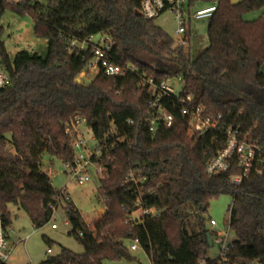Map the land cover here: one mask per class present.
Returning a JSON list of instances; mask_svg holds the SVG:
<instances>
[{"label": "trees", "instance_id": "16d2710c", "mask_svg": "<svg viewBox=\"0 0 264 264\" xmlns=\"http://www.w3.org/2000/svg\"><path fill=\"white\" fill-rule=\"evenodd\" d=\"M142 1L0 0V18L7 7L27 12L35 34L48 41L46 55L22 49L12 56L0 24V60L10 78L0 87L1 226L10 239L11 206L23 209L36 228L51 221L50 206L62 189L44 170V158L72 160L77 119L85 118L101 149L97 191L105 210L89 226L66 200L71 233L84 253L63 247L42 264L134 261L129 240L138 241L152 264H219V257H209L215 231L208 214L222 194L233 197L229 227L235 238L227 264H264V165L239 185L231 179L241 172L237 159L227 172L210 175L208 162L225 146L226 134L190 133L191 114H183L177 94L158 102L174 116L172 125L158 119L156 130L150 129L157 116L150 102L155 87L181 75L182 94L191 95L195 106L221 115L223 125L239 127L264 151V0H219L208 18V46L200 50L191 27L189 46L177 45L155 18L144 16ZM212 1L188 0L190 12ZM260 9L259 17L246 19ZM97 34L111 38L113 62L135 69L124 76L100 71L85 83L80 74L94 52L88 39ZM132 172L146 179L136 184ZM139 208L157 213L134 219Z\"/></svg>", "mask_w": 264, "mask_h": 264}, {"label": "rangeland", "instance_id": "374dc122", "mask_svg": "<svg viewBox=\"0 0 264 264\" xmlns=\"http://www.w3.org/2000/svg\"><path fill=\"white\" fill-rule=\"evenodd\" d=\"M43 1V0H41ZM208 4H199L191 13ZM263 9L254 10L246 14V19L253 20L259 17ZM157 25L161 26L175 41L180 38L177 33L179 20L173 10H166L155 18ZM208 22L209 19H192L187 22V30L191 27V31L195 36L194 48L200 50L208 46ZM0 24L3 27L2 37L6 47L11 55H15L19 50L29 49L39 54L46 55L48 52V41L45 37H39L35 34V22L31 15L27 12L19 13L18 11L7 7L0 18ZM190 40V39H189ZM176 43V42H175ZM187 48V47H186ZM95 77V73L88 72L85 76H81L85 83L90 82ZM175 87V93L180 94L183 83L178 80H172ZM79 134L84 137L91 149L97 146V140L93 137L86 122L81 123L78 129ZM100 165L94 163L90 167L91 179L85 184H78L71 179V176L65 169V162L58 158H52L46 155L44 158V170L51 175L52 183L57 189H65L70 194L71 200L82 213L89 226L99 217L105 210L102 200L98 197V186L102 173L98 171ZM233 197L230 194H222L215 198L209 209V218L217 221V226L212 228L215 231L210 239L211 248L209 257L212 259L220 255V247L214 244L216 234L229 232V239L235 238V232L229 227L230 207ZM13 223L10 228V243L13 246L12 254L7 264H42L49 256L58 255L62 248H68L75 253H84V246L79 243L77 238L71 233L72 226L68 221L63 204H60L54 213L53 218L47 224L40 228H36L28 214L17 206H11ZM143 210L139 208L133 215L134 219L141 220ZM56 223L57 228H53L52 224ZM135 241H127L131 254L136 258L134 261L119 259L106 261V264H152L150 257L146 254L141 246L137 249H131ZM51 252L48 253V250Z\"/></svg>", "mask_w": 264, "mask_h": 264}, {"label": "built area", "instance_id": "2783aa9c", "mask_svg": "<svg viewBox=\"0 0 264 264\" xmlns=\"http://www.w3.org/2000/svg\"><path fill=\"white\" fill-rule=\"evenodd\" d=\"M8 2H17L19 0H5ZM219 0H213L211 5L207 8L197 9L194 14L190 12L188 0H143L142 1V13L146 18H156L162 11L173 10L179 20V27L177 33L180 38L175 41L177 45L184 47L189 46V37L186 35L187 22L192 19H205L209 18L216 8L218 7ZM94 44V52L92 58L88 61L86 68L80 74L85 76L88 72L99 73L104 71L107 75H117L124 76L129 71L134 70V66L126 65L122 66L112 61L111 51H112V40L109 36L97 34L88 39ZM73 45H75L73 43ZM85 44L82 45L84 47ZM178 80L183 83V78L181 75L169 78L163 81L159 86L155 87V80L153 78L149 79V83L155 87L151 106L156 108L157 116L152 120L151 131H155L157 128L158 119H161L165 126H171L174 121V116L171 113L163 110L159 101L164 96L171 97L175 93V87L172 85V80ZM10 81L9 75L6 72L1 60H0V87L6 86ZM178 102L182 106L183 114H191V125L189 132L192 134L202 135L208 131H218L221 130L226 134V144L219 150L216 155L208 162L207 172L210 175L219 174L227 172L233 163L234 159H237V166L240 168L241 172L237 175H232V181L239 185L245 177H248L253 171L262 173L263 169L261 165H264V151L262 148L242 136L241 129L239 127H234L232 125L225 126L222 124V116H214L212 114H206L202 106H195L193 103V97L191 95H184L181 93L178 95ZM159 117V118H158ZM86 122L85 118L77 119V129L81 123ZM72 148L74 151V156L72 160L65 162V169L71 176V179L78 184H85L91 179L90 167L94 163L100 165L98 171L103 174L104 169L102 164L99 162V156L101 155V149L96 146L95 149H91L88 145L87 140L79 134L75 139L72 140ZM95 158V159H94ZM146 176L139 175L136 172L130 174V180L136 184L143 182ZM70 197L67 188L62 189L61 193L56 196L57 204L51 205L53 209V216L60 204H65L66 200ZM141 204V201L138 203ZM144 214H155L157 211L152 208H143ZM53 218V217H52ZM53 228H57V224H52ZM210 226L214 228L217 226V221L215 219L210 220ZM83 235V233H81ZM232 240L229 239V232L216 234L214 238V244L217 243L220 247V258L219 264H227L229 261V248ZM139 246L138 241L131 246V249H137ZM13 246L10 243V239L6 235L5 231L1 226L0 221V261L7 263L11 257ZM51 249L48 250V253ZM202 264H207L205 261ZM249 264H260L259 260H255Z\"/></svg>", "mask_w": 264, "mask_h": 264}, {"label": "water", "instance_id": "95a60500", "mask_svg": "<svg viewBox=\"0 0 264 264\" xmlns=\"http://www.w3.org/2000/svg\"><path fill=\"white\" fill-rule=\"evenodd\" d=\"M244 0H231L232 4L233 5H237V4H240L242 3ZM81 79L80 78H77V81H80ZM263 187H264V184H263ZM104 211V210H102ZM210 236V235H209ZM211 239V238H210Z\"/></svg>", "mask_w": 264, "mask_h": 264}]
</instances>
